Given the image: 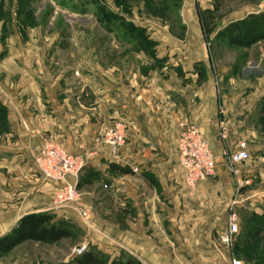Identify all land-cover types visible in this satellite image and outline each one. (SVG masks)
<instances>
[{"label": "rangeland", "instance_id": "obj_1", "mask_svg": "<svg viewBox=\"0 0 264 264\" xmlns=\"http://www.w3.org/2000/svg\"><path fill=\"white\" fill-rule=\"evenodd\" d=\"M188 14L196 16L197 30L210 49L221 116L218 139L225 158L224 170L234 187L231 190L229 185L216 181L204 189L205 193L201 188L206 183L194 189L185 184L184 193L179 196H174L172 189L170 197L168 193L161 195V207L171 212L177 209V220L185 212L191 213L190 226L197 223L198 229L194 246L189 240L185 242L183 231L176 238L171 230H165V234L157 236L162 238L158 243L162 246L166 242L165 252L171 253L173 259L176 251L182 262L179 264H220L209 252L217 247L230 250L229 262L236 256L244 264H264V124L259 107L264 95V40L251 48H236L228 43L229 33L252 17L264 15V0H211L204 5L196 0H0V82L8 89L13 83L22 90L25 77L47 72L64 75L69 84L77 80L73 78L77 74L83 78L85 75L88 82L97 64L107 62L118 69L139 67L147 72L163 66L168 58L164 54L168 46L158 47L159 37L163 40V33L169 32L184 37ZM83 98L88 101L89 95ZM0 104L5 106L0 107V237L16 226L21 211L30 204L47 207L43 211L50 212L56 221L73 231L71 238L56 243L25 241L0 256V264H64L78 256L75 249L80 245L110 259L126 257L129 253L113 235V228L117 231L138 225L139 214L143 226H147L151 222L147 211L154 206V188L141 185L135 176L116 175L109 166H95L88 156L78 154L85 162L77 181L79 200L72 205L61 202L58 186L37 171L36 156L23 151V140L9 136V107L2 100ZM233 116L238 122L229 124L228 118ZM221 122L228 129L224 139L220 135ZM118 124L123 127L120 121L106 127L100 141L106 142V133ZM192 125L196 124L180 130L179 159L180 138ZM241 140L247 143L252 157L240 164L238 177L232 173L225 152L233 150ZM212 151L214 154L213 148ZM217 161L218 156L216 167ZM132 170L147 176L155 190L162 192L152 173ZM179 171L184 176L182 166ZM148 199L152 201L147 202ZM82 208L89 212V219L81 217ZM231 212L239 216L241 232L229 247L220 238L228 227ZM155 222L167 229L172 226L168 213ZM180 234L184 236L180 238ZM175 240L179 243L173 245Z\"/></svg>", "mask_w": 264, "mask_h": 264}, {"label": "crops", "instance_id": "obj_2", "mask_svg": "<svg viewBox=\"0 0 264 264\" xmlns=\"http://www.w3.org/2000/svg\"><path fill=\"white\" fill-rule=\"evenodd\" d=\"M186 16L188 27L185 36L163 33L161 38L165 42L159 37L158 47L160 44L168 46L164 51L168 58L163 66L153 67L147 72L139 67L118 69L107 62L106 65L97 64L88 82L85 75L83 78L77 74V77L73 76L77 80L69 84L64 75H51L49 72L25 77L22 90L13 83L8 89L0 82V100L8 105L10 112L9 136L23 140V151H30L36 156L46 138L51 136L70 152L88 156L95 166L104 165L106 168L110 162H116L152 173L156 177L161 193L155 190V184L145 175H122L135 176L134 179L137 177L141 185L154 188V206L147 211L151 220L147 226H143L139 214L138 225L117 231L113 228V235L124 250L144 264L182 263L176 251L174 259L171 253L165 252L166 242H162V246L158 243L162 238L157 236L161 237L166 233L165 230H171L175 236L183 231L187 237L185 242L189 240L190 245H195L193 238L198 224L190 226L188 216L191 213L185 212L182 214L184 217L180 215L177 220L174 217L177 209L171 212L169 208L160 206L161 195L168 193L170 197L172 189L174 196H179L186 187L184 176L179 174L181 165L177 151L179 133L184 126L198 125L204 139L210 141L214 154L218 156L217 172L204 182L206 184L202 183L201 190L205 192L204 189L212 187L216 181L229 185L231 190L234 187L232 178H228V171L224 170L225 158L221 154L218 139V120L221 116L216 77L209 61L210 49L205 46L204 38L197 30L196 16ZM158 53L161 59V51ZM37 77L42 79L38 81ZM84 95H89L88 101L83 98ZM234 117L228 118L229 124L238 122ZM119 121L123 123L125 139L113 152L110 144L100 140L105 128ZM240 122L243 123L242 120ZM10 197L13 198V195ZM47 209L30 204L21 211L18 219L28 213ZM166 213L172 220V226L168 229L155 222ZM154 235L156 238L151 237ZM182 236L180 234V238ZM175 242L178 241H173V245ZM209 252L219 259L220 264H232L229 262L230 250L217 247Z\"/></svg>", "mask_w": 264, "mask_h": 264}, {"label": "built area", "instance_id": "obj_3", "mask_svg": "<svg viewBox=\"0 0 264 264\" xmlns=\"http://www.w3.org/2000/svg\"><path fill=\"white\" fill-rule=\"evenodd\" d=\"M200 5L211 0H196ZM222 123V122H221ZM228 129L222 123L221 138L227 137ZM125 132L121 124L116 125L106 133L105 141L109 143L113 152L124 141ZM181 166L184 173L185 184L194 189L216 174V156L213 154L210 142L202 138L201 131L196 125L189 126L183 133L179 142ZM228 163L232 173L238 177L241 175L240 164L252 157L247 143L239 141L233 150H229ZM35 164L37 171L43 178L58 186L60 201L67 204H76L79 200L77 181L85 162L80 155L70 152L66 147L48 138L36 155ZM242 182L241 180L239 181ZM83 219H89V212L79 209ZM228 227L222 234L220 241L225 246L232 247L240 234V218L236 212L229 214ZM87 250L86 245H80L75 249L77 255ZM232 264H244L243 260L236 256L231 259Z\"/></svg>", "mask_w": 264, "mask_h": 264}, {"label": "trees", "instance_id": "obj_4", "mask_svg": "<svg viewBox=\"0 0 264 264\" xmlns=\"http://www.w3.org/2000/svg\"><path fill=\"white\" fill-rule=\"evenodd\" d=\"M262 40H264V15L252 17L249 21L244 22L241 27L237 28L235 32L228 34V43L236 48H251L253 44ZM0 107L4 108L5 106L0 104ZM259 107L261 122L264 124V96L259 102ZM109 170L116 175L134 173L129 166H124L116 162L109 163ZM150 182L152 183V181ZM239 235L237 239L240 237ZM72 236L73 231L71 228L62 222L56 221L50 212H31L22 216L10 232L0 237V256L8 254L16 246L25 241L56 243L63 239L71 238ZM64 264L144 263L136 256L130 254L126 257L121 256L110 259L95 249H87L83 254L76 256L73 260Z\"/></svg>", "mask_w": 264, "mask_h": 264}]
</instances>
